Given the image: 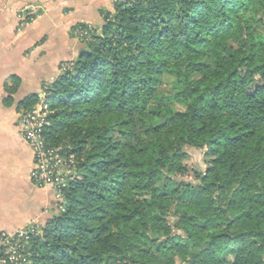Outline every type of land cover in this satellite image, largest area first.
Listing matches in <instances>:
<instances>
[{"label": "trees", "instance_id": "obj_1", "mask_svg": "<svg viewBox=\"0 0 264 264\" xmlns=\"http://www.w3.org/2000/svg\"><path fill=\"white\" fill-rule=\"evenodd\" d=\"M113 5L43 86L79 178L22 264H264V0Z\"/></svg>", "mask_w": 264, "mask_h": 264}, {"label": "crops", "instance_id": "obj_2", "mask_svg": "<svg viewBox=\"0 0 264 264\" xmlns=\"http://www.w3.org/2000/svg\"><path fill=\"white\" fill-rule=\"evenodd\" d=\"M111 4L112 0H0V231L44 221L56 212L54 190L30 179L34 151L22 132L20 104L31 94L40 95L58 63L77 54L68 32L72 26L96 25ZM29 6L36 19L22 24L18 12Z\"/></svg>", "mask_w": 264, "mask_h": 264}, {"label": "built area", "instance_id": "obj_3", "mask_svg": "<svg viewBox=\"0 0 264 264\" xmlns=\"http://www.w3.org/2000/svg\"><path fill=\"white\" fill-rule=\"evenodd\" d=\"M82 35V31H76ZM21 114L20 123L25 139L31 144L34 151V165L30 177L39 187L53 188L57 201H63V190L69 185L67 177L70 170L76 166L73 158L58 146L50 145L45 138V129L50 122L48 105L39 104ZM62 207V204L61 206ZM42 231V224L37 219L25 224L14 231L0 233V262L7 264H22L23 252L26 248L25 240L30 235Z\"/></svg>", "mask_w": 264, "mask_h": 264}, {"label": "rangeland", "instance_id": "obj_4", "mask_svg": "<svg viewBox=\"0 0 264 264\" xmlns=\"http://www.w3.org/2000/svg\"><path fill=\"white\" fill-rule=\"evenodd\" d=\"M113 3H114V0H112V4H111V6H110V8L108 10H114L115 9ZM32 11L33 10L31 8V6L24 7V8H22V9L19 10V12H18V18H20L22 24L23 23H25V24L30 23V22H32V21H34L36 19L35 18V15L33 14ZM104 17H105V14H102V20H101V22L96 23V25L98 26L99 29H102V27L104 25ZM77 24H79V23H77ZM77 24H75V25H77ZM82 24H89V26L95 25L92 22H87V23L86 22L85 23L82 22ZM75 25H73V26H75ZM84 31H85V33H88V31H86V30H84ZM68 32H69L70 37H72V40H73V48H74L75 54L76 53L77 54L74 55L71 59H64V60L60 61L58 63V70L56 71V74L53 75V77L51 78V81H48L47 80V82L44 85H46V84L48 85L50 82H53L58 77V75L60 73L66 72L67 70L71 69L73 67V65H74V61H75L74 59L78 56V52L80 51L81 48H83L85 46L84 45V41H83L84 38L82 37V35L78 34V36H81V38L74 36L75 31H71V29ZM165 86L168 87V85H166V84H165ZM42 90L43 91L40 93V98H41L40 103H37V104H35L34 106H32L30 108H26V109L23 108L22 109V112L20 113V115L23 112H26V111L32 109L35 106H40L39 104H47L48 105V115L50 114L49 104L46 103V101H45V98L47 96V93H46L44 87H43ZM49 124H50V122H49ZM58 147L61 148L63 151H65L66 154L68 153V155H70V157L74 159L75 165L78 164L77 156H76V154L74 152H72V147L70 145L60 144V145H58ZM186 150L188 151V154H189V157L186 160L187 163H189V165L191 167L199 168V169H204L205 168V163H206V153H205V150L198 149V148L191 147V146H187L186 147ZM192 175H193V172L190 171L185 176H183V178H185L186 180H193V176ZM77 178H79L78 169H77V167L74 166L70 170L69 176L67 177V182L70 183L71 181H73V180H75ZM46 187H50V186H46ZM50 188H52V187H50ZM54 197H55L56 200H58L57 197H56V194L54 195ZM59 208L61 210H64V205H62V207H59ZM54 212H53L54 214H57L58 213V209L57 210L55 209ZM21 227H19V228H21ZM4 231H7V230H4ZM4 231H0V233L1 232H4Z\"/></svg>", "mask_w": 264, "mask_h": 264}]
</instances>
